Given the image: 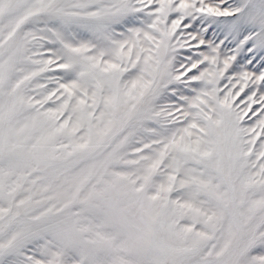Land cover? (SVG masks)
Here are the masks:
<instances>
[{
    "label": "snow or ice",
    "instance_id": "1",
    "mask_svg": "<svg viewBox=\"0 0 264 264\" xmlns=\"http://www.w3.org/2000/svg\"><path fill=\"white\" fill-rule=\"evenodd\" d=\"M0 264H264V0H0Z\"/></svg>",
    "mask_w": 264,
    "mask_h": 264
}]
</instances>
